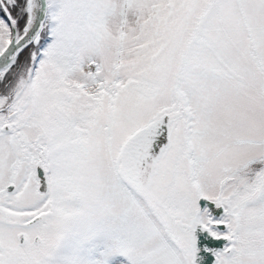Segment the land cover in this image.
<instances>
[{
	"label": "snow or ice",
	"instance_id": "snow-or-ice-1",
	"mask_svg": "<svg viewBox=\"0 0 264 264\" xmlns=\"http://www.w3.org/2000/svg\"><path fill=\"white\" fill-rule=\"evenodd\" d=\"M0 264H264V0H0Z\"/></svg>",
	"mask_w": 264,
	"mask_h": 264
}]
</instances>
